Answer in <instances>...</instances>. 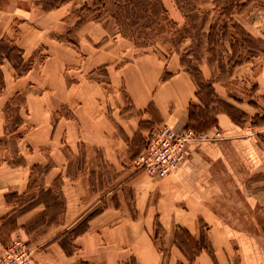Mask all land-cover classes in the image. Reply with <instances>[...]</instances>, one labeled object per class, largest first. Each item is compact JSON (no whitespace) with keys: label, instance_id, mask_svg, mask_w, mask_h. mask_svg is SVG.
<instances>
[{"label":"crops","instance_id":"0c3cea01","mask_svg":"<svg viewBox=\"0 0 264 264\" xmlns=\"http://www.w3.org/2000/svg\"><path fill=\"white\" fill-rule=\"evenodd\" d=\"M237 1L246 56L199 79L80 5L0 0V256L20 231L36 264H264V8ZM161 124L220 138L153 179L132 162Z\"/></svg>","mask_w":264,"mask_h":264},{"label":"rangeland","instance_id":"374dc122","mask_svg":"<svg viewBox=\"0 0 264 264\" xmlns=\"http://www.w3.org/2000/svg\"><path fill=\"white\" fill-rule=\"evenodd\" d=\"M56 1L80 5V13L87 19H111L121 35L128 36L125 38L139 48L176 52L185 67L199 79L198 66L203 62L212 65L218 77L224 79L231 62L246 56L239 46L234 47L231 55L226 51L227 42L233 40L231 36L237 40L244 38L243 31L230 19L240 9L235 3L237 0H174L186 17L182 25L168 18L162 0ZM253 7L264 8V0L254 1ZM209 21L213 31L205 36L203 29L208 28Z\"/></svg>","mask_w":264,"mask_h":264},{"label":"built area","instance_id":"2783aa9c","mask_svg":"<svg viewBox=\"0 0 264 264\" xmlns=\"http://www.w3.org/2000/svg\"><path fill=\"white\" fill-rule=\"evenodd\" d=\"M218 138L217 132L213 135L192 128L175 131L167 124L158 125L147 135L145 148L134 158L132 168L153 179L165 178L186 160L189 143ZM0 264H36L33 249L22 232L15 231L5 243Z\"/></svg>","mask_w":264,"mask_h":264},{"label":"trees","instance_id":"16d2710c","mask_svg":"<svg viewBox=\"0 0 264 264\" xmlns=\"http://www.w3.org/2000/svg\"><path fill=\"white\" fill-rule=\"evenodd\" d=\"M39 1L43 4V8H45V9L54 8V7H57L58 5H60V2H57L56 0H39ZM123 37L127 38L128 36L123 35ZM129 39H130V37H129Z\"/></svg>","mask_w":264,"mask_h":264}]
</instances>
